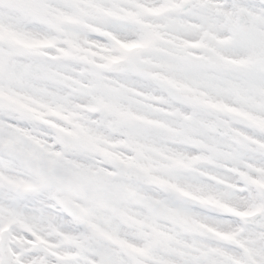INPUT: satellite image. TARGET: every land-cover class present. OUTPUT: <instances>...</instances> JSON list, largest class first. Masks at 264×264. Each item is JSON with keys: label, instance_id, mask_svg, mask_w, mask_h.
Masks as SVG:
<instances>
[{"label": "snow or ice", "instance_id": "6c2138e0", "mask_svg": "<svg viewBox=\"0 0 264 264\" xmlns=\"http://www.w3.org/2000/svg\"><path fill=\"white\" fill-rule=\"evenodd\" d=\"M0 264H264V0H0Z\"/></svg>", "mask_w": 264, "mask_h": 264}]
</instances>
